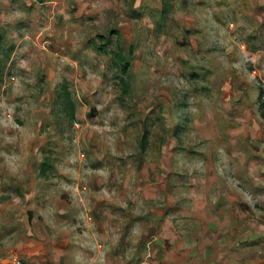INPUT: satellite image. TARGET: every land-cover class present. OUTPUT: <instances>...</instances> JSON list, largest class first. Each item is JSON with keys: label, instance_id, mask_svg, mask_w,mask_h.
Returning <instances> with one entry per match:
<instances>
[{"label": "rangeland", "instance_id": "rangeland-1", "mask_svg": "<svg viewBox=\"0 0 264 264\" xmlns=\"http://www.w3.org/2000/svg\"><path fill=\"white\" fill-rule=\"evenodd\" d=\"M0 35V264H264V0H0Z\"/></svg>", "mask_w": 264, "mask_h": 264}, {"label": "crops", "instance_id": "crops-1", "mask_svg": "<svg viewBox=\"0 0 264 264\" xmlns=\"http://www.w3.org/2000/svg\"><path fill=\"white\" fill-rule=\"evenodd\" d=\"M72 255H73V257H74V262H75V263H79V262H81L82 259H81L79 253H77V252H73V251H72Z\"/></svg>", "mask_w": 264, "mask_h": 264}, {"label": "trees", "instance_id": "trees-1", "mask_svg": "<svg viewBox=\"0 0 264 264\" xmlns=\"http://www.w3.org/2000/svg\"><path fill=\"white\" fill-rule=\"evenodd\" d=\"M0 43H1V35H0ZM114 56L116 57V60H118V59H120L121 58V56L119 55V54H114ZM127 67H128V65L127 66H125L124 68H123V70L124 71H126V69H127ZM1 67H0V72H1ZM264 105V104H263Z\"/></svg>", "mask_w": 264, "mask_h": 264}]
</instances>
